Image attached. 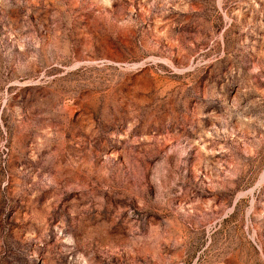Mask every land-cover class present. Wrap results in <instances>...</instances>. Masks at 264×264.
<instances>
[{
    "label": "rangeland",
    "instance_id": "obj_1",
    "mask_svg": "<svg viewBox=\"0 0 264 264\" xmlns=\"http://www.w3.org/2000/svg\"><path fill=\"white\" fill-rule=\"evenodd\" d=\"M0 264H264V0H0Z\"/></svg>",
    "mask_w": 264,
    "mask_h": 264
}]
</instances>
